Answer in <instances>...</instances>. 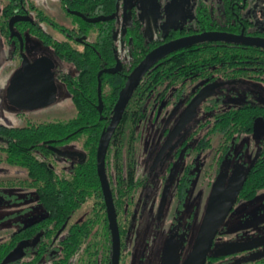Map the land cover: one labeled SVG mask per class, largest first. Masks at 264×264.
I'll use <instances>...</instances> for the list:
<instances>
[{"label":"flooded vegetation","instance_id":"1","mask_svg":"<svg viewBox=\"0 0 264 264\" xmlns=\"http://www.w3.org/2000/svg\"><path fill=\"white\" fill-rule=\"evenodd\" d=\"M128 2L129 0H0V37L3 49H5L3 63L0 66V96L3 97L10 116L23 123L20 126H8L22 127L31 122L54 121V119L35 117L31 113L32 110L19 109L8 100L7 93L11 78L18 69H22V55L26 56L29 64L39 58L45 59L42 60V70L47 74L52 73L56 84L57 100L63 88L68 92L64 80H71L74 67L69 61L56 55L55 42L71 44L82 51L97 50L101 46V33L105 29L112 35L113 41L110 48L114 52V57L113 61L95 60L98 65L110 64V66L99 69L97 75L102 71L107 72L105 69L114 67L117 62L120 64V69L116 72L130 65L135 67L138 64V62L135 63V57L138 55L131 53L133 49L146 51L143 54L144 57L155 47L182 36L218 31L258 39L259 41L251 44L243 41H221L222 43L219 44L225 45L227 51H235L231 56L229 55L231 59L228 60L223 72L212 71L204 77L199 76L196 72L186 79L182 87L180 85L167 92L163 87H159L147 97L145 101L147 112L151 104H160L161 108H165L168 104L170 106L164 114L165 120L160 123L156 137L149 141L147 138L140 140L138 137L140 148L138 142L137 148L140 149V152L135 148L134 137H128L126 140L123 138L120 142L119 149L121 155L123 151V161L125 165L127 164V168L129 167V158L133 162V178L129 176L131 170L127 171L126 181L118 178L117 170L111 174L107 171L109 146L107 148L105 171L120 234L119 262L125 246V240L122 241V238L127 236L130 240V235H133L135 230L138 231L142 228L138 237L141 241H147V244H149L150 238H153L155 242L156 239L157 242L163 241L158 258L153 255L157 251L156 244L153 245L150 258L147 259L151 261L146 262L147 264H160L166 251H174L177 255L176 264H181L188 255L197 235L208 197L218 175L227 180L235 169L247 173L253 158L264 145V0H192L191 4L195 13L191 20L179 27L170 28L166 33L153 39L146 37L143 23L134 14L136 5L130 6V2ZM167 10L168 3H165L161 6L160 14H165ZM77 12L82 15H78ZM130 13H133L132 17ZM110 15L113 17L107 20L96 22L87 20ZM12 17L26 18L14 21L11 29L9 22ZM128 19L130 22L126 21ZM116 35H120L125 42L127 58H122L117 54ZM128 73L124 74L125 80ZM187 82H191L193 85L185 88ZM211 83H220V85L200 102L193 119L173 138L167 140V135L175 126L191 98L202 87ZM23 93L11 90L12 95ZM148 101H150L149 105H147ZM223 103H229L230 106L221 112L214 111ZM243 104H257L262 108V113L254 119L251 132L240 133L227 140L223 138L222 142L215 145L209 162L204 163V152L210 148L211 136L216 133L209 136V143L206 144L207 146L205 145L204 149H197L203 138L193 140L194 132L203 128L211 129L212 120L217 114L235 109ZM200 106H205L208 116L202 121L196 120ZM174 107H176V111L166 123ZM135 130L136 128L133 132ZM247 134L252 139L260 141L261 144L248 165H243L239 157L241 152L234 154L232 146L242 135ZM46 144L57 153L53 147H58L49 142ZM0 152L4 154L2 161L6 162L5 153ZM74 152L81 153L84 156L83 160L80 161L76 156L57 154L74 158L81 163L84 162V153L79 150ZM138 154L144 156L142 159L144 164L143 167L138 168L137 172L135 156ZM231 161L232 164H230ZM199 174L202 175L203 180L199 184L200 188H197ZM121 183H125L130 192V197L123 203H119L117 200L116 188ZM238 196L212 240L205 264H264V243L225 254L216 253V249L222 248L226 244L264 237L262 208L256 206L249 213L240 210L238 205L241 199ZM101 200L104 204L102 190ZM99 206L92 200H88L69 216L61 228L49 239L46 252L42 256H38V250L35 249L40 237L38 234L31 240L20 239L0 264H60L61 261L63 264H111V230L105 204L104 214L101 209L97 211ZM80 209L85 210L76 215ZM122 210L123 212H121ZM43 214L44 212L24 221L14 231L37 221ZM89 226H91L90 232H87ZM121 229L124 230L122 235ZM135 235H138V232ZM187 241H190V247L182 251V242ZM12 251L14 253L9 258L8 255ZM145 251H140L137 259L131 258L128 250L127 261L130 260V264H133L137 260V264H144L147 253Z\"/></svg>","mask_w":264,"mask_h":264},{"label":"trees","instance_id":"2","mask_svg":"<svg viewBox=\"0 0 264 264\" xmlns=\"http://www.w3.org/2000/svg\"><path fill=\"white\" fill-rule=\"evenodd\" d=\"M100 41V48L86 51L59 41L54 44L56 55L69 61L74 67L71 80H64L75 110L72 117L67 120L31 122L22 127L0 123V151L5 153V161L25 170L26 186L35 190L37 201L45 210L37 221L14 231L8 240L0 243V263L20 239L31 240L38 234L40 237L35 249L38 250V256L45 254L49 239L66 219L88 200L99 204L97 211L101 209L104 214L96 173V147L100 133L108 124L119 90L125 82L124 74L134 65L115 73L102 71L98 77L97 71L110 64L98 65L95 60L113 61L114 57L110 48L113 41L110 32L103 30ZM219 43L222 42L201 41L171 52L144 74L111 138L107 153V171L110 174L117 170L118 178L126 181L127 171L131 170L129 176L133 178V162L129 158L127 168L119 147L127 126H131L129 138H133V130L146 116L147 97L159 87H163L166 92L180 85L182 87L186 79L196 72L204 77L212 71L225 70L228 60L231 59L229 55L235 51H227L226 46ZM133 50L131 53L138 55L135 57L137 63L146 51ZM99 97L102 100L101 110L98 108ZM261 113L262 108L259 105L243 104L217 114L212 120L211 129L206 131L197 149L205 148L209 143V136L214 133L221 134L225 140L240 133H250L254 119ZM47 142L58 148L66 144L71 145L84 153V162L71 158L69 167L62 165L57 171L54 162L52 164L37 155L53 153L59 156L48 147ZM56 165L60 166L57 163ZM125 183L116 188L119 203L130 197L129 187ZM261 189H264V145L253 158L238 197L251 200ZM90 228L91 226L87 227V232H90ZM120 233L122 235L124 230L121 229ZM60 264H63V261Z\"/></svg>","mask_w":264,"mask_h":264},{"label":"water","instance_id":"3","mask_svg":"<svg viewBox=\"0 0 264 264\" xmlns=\"http://www.w3.org/2000/svg\"><path fill=\"white\" fill-rule=\"evenodd\" d=\"M78 15H82L77 12ZM113 16H98L95 18L87 19L91 22L99 20H107ZM26 17H12L9 25L12 29V24L18 19H25ZM207 40H219V41H243L251 44L259 41L255 38H246L242 36H236L225 32L208 31L198 34L182 36L169 40L154 49L150 50L138 64L126 75L124 85L118 93L117 100L114 104L112 114L109 118L108 124L102 130L99 136L97 149H96V171L100 182L106 215L109 222V228L112 236V255L111 264H119L120 257V234L116 220V212L112 200V194L109 186V182L105 171V159L106 152L109 146L112 135L114 134L124 110L129 102V99L137 87L138 83L144 76V74L162 57L168 55L176 50L188 47L194 43L207 41ZM22 69H18L11 78V83L8 88V100L11 104L19 109L33 110L36 108L47 106L56 100V84L54 83L52 73L42 70L43 58H39L32 64H29L26 56L23 54ZM51 64V62H50ZM120 69V64L114 67L107 68L105 71L114 73ZM100 72L98 73L99 76ZM220 83H211L202 87L188 102L184 108L181 116L176 122L175 126L171 129L167 135V140L173 138L184 126L190 122L196 114V110L200 102L208 95L213 93V90L218 87ZM100 87V83L98 84ZM11 90L16 92H24L21 95H12ZM98 108L101 110L102 101L99 97ZM176 111V107L171 111L168 116L166 123L173 116ZM53 149L60 155L65 156H76L83 160V155L77 152H64L58 148ZM252 163V162H251ZM250 163V165H251ZM249 165V166H250ZM249 168V167H248ZM246 177V171L239 172L237 169L234 170L233 174L226 180L225 177L218 175L216 178L211 193L208 197L207 205L205 208L204 215L202 217L201 224L199 226L197 235L194 239L192 247L181 264H205L207 253L212 244V240L224 221L226 215L232 208L240 189L244 183ZM264 243L263 238H255L246 242H234L223 246L222 248L216 249V253L225 254L234 252L237 250H244L252 247H256ZM14 251L9 253L10 258ZM177 255L176 253L166 251L160 261V264H176Z\"/></svg>","mask_w":264,"mask_h":264},{"label":"rangeland","instance_id":"4","mask_svg":"<svg viewBox=\"0 0 264 264\" xmlns=\"http://www.w3.org/2000/svg\"><path fill=\"white\" fill-rule=\"evenodd\" d=\"M192 0H129L130 6L133 4L136 5L135 15L141 20L144 27V33L148 39H153L159 36L160 34L166 33L170 28L179 27L186 22H189L194 15V8L191 4ZM128 2V3H129ZM165 3H168V10L165 14L161 15V6ZM133 13H130L132 17ZM129 17V19H131ZM126 20L127 22L130 20ZM116 51L117 54L122 58H127L126 45L123 42L120 35L115 36ZM5 55V49H3L2 39L0 37V66L3 63ZM71 69V67L69 66ZM193 85L191 82H187L185 88ZM148 101L147 105H149ZM169 104L165 108H161L162 105L155 104L150 105L148 108L147 116L140 124L136 127L135 132H133V137L135 139V148L138 151L139 142L142 139L149 141L157 136L160 123L165 120L164 114L169 109ZM229 103L220 104L214 111H223L228 108ZM32 115L35 117L45 118V119H54V120H67L75 114V110L70 98L69 93L63 88V91L60 93L58 99L45 107L36 108L32 110ZM207 111L205 106H200L198 110V115L196 120H205L207 118ZM0 123L7 125L20 126L23 123H20L16 119L10 116L8 110L5 107L3 97L0 96ZM130 125L127 126L124 139L126 140L130 135ZM207 128L196 130L193 134V140L201 139L206 134ZM139 137V139H138ZM223 137L221 134L216 133L211 136L210 148L205 150V162H209L211 154L215 150V145L218 142H222ZM137 142L138 147L137 148ZM261 142L256 141L250 137L249 134L242 135L239 140L236 141L235 145L232 146V152L237 154L241 152L243 165H248L249 161L253 157L258 146ZM204 149V148H203ZM60 150L64 152H74L77 151L71 145L60 146ZM140 152V149L139 151ZM40 158L49 160L53 165H55L56 170L61 169L62 165L67 167L71 163V157L65 156H56L53 153H47L45 155L37 154ZM123 151L122 156L123 157ZM143 155L139 154L135 156L137 172L138 168L143 167L144 161ZM4 154L0 152V242L8 239L11 232L16 230L21 224L30 219L31 217L37 216L40 213L45 212L44 208L38 203L37 195L33 188L26 186V172L23 168L8 164L4 161ZM56 163L60 166H57ZM234 163V162H233ZM232 164V161L230 162ZM206 166V165H205ZM204 166V167H205ZM206 168V167H205ZM109 170H111L109 168ZM140 172V171H139ZM201 173V172H200ZM145 174V173H143ZM200 175V174H199ZM201 180H203L202 175L199 176L197 188H200ZM258 206L262 208L264 214V189L260 190L255 198L251 200L241 199L238 207L240 210H245L247 213L252 210V208ZM85 209H80L76 215H79ZM75 215V216H76ZM142 223V222H141ZM139 223V224H141ZM142 228L140 230H135L133 235H130V240L127 236L122 238V241L125 240V246L122 250V257L119 264H130L128 260V250L130 251V256L138 259L140 251L146 250L145 252V261L144 264L149 263L151 250H153V245L156 244L157 251L153 253L155 258H158L159 252L161 249V243L163 241L156 242L153 238H150L149 244L147 241H141L138 239ZM138 232V235H135ZM126 234V233H125ZM182 251L187 250L190 247V241L182 242ZM145 254V253H144ZM133 264H137L138 261ZM147 262V263H146ZM155 264V263H150Z\"/></svg>","mask_w":264,"mask_h":264},{"label":"bare ground","instance_id":"5","mask_svg":"<svg viewBox=\"0 0 264 264\" xmlns=\"http://www.w3.org/2000/svg\"><path fill=\"white\" fill-rule=\"evenodd\" d=\"M133 94V93H132ZM132 96V95H131ZM131 98V97H130Z\"/></svg>","mask_w":264,"mask_h":264}]
</instances>
